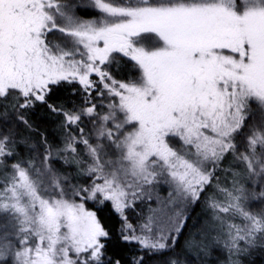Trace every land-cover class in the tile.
Returning <instances> with one entry per match:
<instances>
[{"label":"snow or ice","instance_id":"6c2138e0","mask_svg":"<svg viewBox=\"0 0 264 264\" xmlns=\"http://www.w3.org/2000/svg\"><path fill=\"white\" fill-rule=\"evenodd\" d=\"M89 7L100 15H76ZM114 53L137 81L112 75ZM62 82L82 86L79 105L49 103ZM253 103L259 125L248 123ZM37 104L63 117L62 146L21 135L20 125L35 131L23 113ZM160 183L173 207L215 189L204 227L161 264H212L217 252L219 264L264 259V207L252 209L264 205V0H0V264H122L107 257L110 233L87 202L120 214L121 239L144 253L131 264L172 251L182 211L168 227L151 208L136 227L123 215Z\"/></svg>","mask_w":264,"mask_h":264},{"label":"trees","instance_id":"16d2710c","mask_svg":"<svg viewBox=\"0 0 264 264\" xmlns=\"http://www.w3.org/2000/svg\"><path fill=\"white\" fill-rule=\"evenodd\" d=\"M108 70L112 73L113 76L119 79H132L137 75L136 69L128 63V61L122 57H116L115 62L108 66ZM81 85L78 82H62L59 86H56L52 94L49 98L50 104L55 105H64L67 108H70L75 105H79L81 102ZM75 93V95H73ZM253 112L256 115L253 119L249 120V125L254 122L259 125L261 123L260 113L257 109L255 103L252 104ZM32 124L35 131L28 132L24 129L23 125L19 126L20 132L22 136H29L31 139L29 143L36 144L39 149L40 141L42 137H47L48 143L55 146H62L65 136L64 130L61 129L60 124L63 120V117L56 115L46 105L37 104L34 108L25 110L23 113ZM85 128L87 132L91 125L87 119L80 125ZM247 134V129L245 130ZM241 140L243 137L240 138ZM79 150L83 155V146H79ZM36 153H32L35 155ZM20 155L22 157L27 158L29 153L26 148L20 149ZM87 160V157H84ZM232 163V157L228 156L224 161L223 167L227 168ZM54 166L61 170L75 173V168H68L64 166L60 161H54ZM242 166H237L236 170ZM218 177L223 185L228 184L231 181V176L226 175L224 172H218ZM73 183L84 184L86 181L83 178L75 179L72 181ZM214 188H209L207 192L204 194V197L201 198L198 205L190 206L187 212V223L184 227L183 235L180 237V242L176 245L175 249L172 251L166 252L162 256H147L145 255V264H161L163 260H165L168 256L175 255L182 251V246L185 238L188 237L189 233H196L200 231L205 223L209 220L211 215L210 210L206 207V198L214 193ZM217 199H222V197L217 194ZM87 208L96 211L98 218L103 223L106 230L110 233V239L106 241V255L107 257H115L122 259V264H131V260L133 257L142 255L139 249V245L136 242H125L121 239L120 227H121V216L114 211L111 206V203H107L103 208H97L95 204L92 202L85 203ZM136 209L130 208L127 210L126 215L128 221L132 223L138 222L141 219V211H145L146 206L142 205L140 202L136 203ZM260 207H264V205L254 204L252 205L253 210H258ZM240 221L237 220L236 223ZM218 259H214L212 264H219V261L223 260L222 253L214 254ZM245 264H249L246 260ZM256 264H264V259H257Z\"/></svg>","mask_w":264,"mask_h":264},{"label":"rangeland","instance_id":"374dc122","mask_svg":"<svg viewBox=\"0 0 264 264\" xmlns=\"http://www.w3.org/2000/svg\"><path fill=\"white\" fill-rule=\"evenodd\" d=\"M73 2L74 3L78 2V3L88 4V3H90V0H73ZM76 15L80 16L83 19H91L93 17L99 16L100 13L97 10H95L94 8L89 7L87 9H79L78 8L76 10ZM57 37H58V34H56V33H54L52 35L53 39H56ZM145 43L147 44V46L151 47V46H154L155 41L154 40L153 41H146ZM113 56H114V58L122 57V58L126 59L130 65L133 66V63L130 62L128 60V58L123 57V54L114 53ZM136 71H137V75L134 78H132V79L123 80V79L116 78L115 76L114 77L117 80L124 81V82L137 81L139 76H140V73H139L138 70H136ZM91 78L95 79V76H93ZM109 102L110 101L107 100V99L103 101V103L105 105L108 104ZM104 111H106V109H104ZM171 143L173 144L174 147H178V142L177 141L173 140ZM170 191H171V188L168 185L164 184V183L157 184L153 188H151V192H152V195H153V200L151 202L146 201V200L145 201H137V202H140L142 205H145L146 206V208H145L146 210L145 211H141L142 212L141 213V219L138 220V222L132 223V222L129 221V223H131L134 227L138 226L140 223L143 222L144 217L149 214L148 213V209L149 208L156 210L155 215L157 216V219L160 222V224H159L160 227H168L169 226L168 223H167L168 217H172L173 219H175L174 213H176V212H181L182 211L183 215L187 216V212H188V209H189L190 206H188L186 208H184L183 206L173 207L172 205H170L168 203V194H169ZM77 202H79V201L77 200ZM137 202H135V206H134L133 209L137 208L136 207V203ZM85 207L87 208L86 204H85ZM87 209L91 210L89 208H87ZM129 209L130 208H127L125 210V212L123 213V215L127 216L126 212Z\"/></svg>","mask_w":264,"mask_h":264}]
</instances>
